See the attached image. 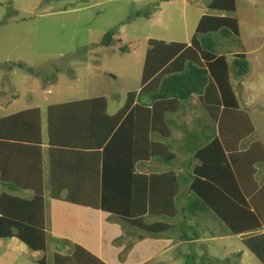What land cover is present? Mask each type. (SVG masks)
Masks as SVG:
<instances>
[{
  "label": "trees",
  "instance_id": "16d2710c",
  "mask_svg": "<svg viewBox=\"0 0 264 264\" xmlns=\"http://www.w3.org/2000/svg\"><path fill=\"white\" fill-rule=\"evenodd\" d=\"M207 9L189 45L149 40L141 85L127 93L114 114L107 113L104 95L48 105V135L58 148L50 157L47 181L40 144L41 108L0 115V184L5 188L0 193V238L17 236L34 251L45 250L48 239H55L45 223L48 182L51 200L60 211L66 204L90 207L96 214L104 211L145 236L172 231L173 238L192 235L196 239L201 234L199 220L181 234L176 223L149 220L159 214L157 210L166 212L161 215L165 218L181 212L190 220L212 213L230 233L247 232L244 243L264 264V232L254 233L264 226V181L256 179V166L264 163V146L257 139L241 147L255 127L248 111L238 107L230 82V72L244 75L249 61L242 52L230 64L225 52L218 55L222 43L210 36L217 32L239 35L236 17L228 15L235 12L236 0H211ZM114 37V31L107 32L101 47L111 46ZM193 95L205 110L195 118L196 128L204 126L210 135L205 137L200 134L204 130H195L187 136L198 141L187 160L188 164L195 162L192 174L179 177L172 169L166 173H157L155 168L146 171L139 163L149 157L173 163L170 144L151 135L168 137L169 123L176 122L171 115L185 113ZM206 119L209 123L204 125ZM70 145L79 147V151L73 150L78 157L67 160L59 156L60 152L68 153L62 148ZM97 220L91 224L92 231L99 229ZM53 257V264H67L71 258L60 252H54ZM43 260L40 263L45 264Z\"/></svg>",
  "mask_w": 264,
  "mask_h": 264
},
{
  "label": "rangeland",
  "instance_id": "374dc122",
  "mask_svg": "<svg viewBox=\"0 0 264 264\" xmlns=\"http://www.w3.org/2000/svg\"><path fill=\"white\" fill-rule=\"evenodd\" d=\"M210 1L0 0V115L39 107L45 126L49 104L82 94L104 95L107 113L114 114L124 104L127 93L141 85L149 40L190 42L200 15L208 12ZM228 15L236 17L239 35L217 32L210 36L216 43H222L218 48L221 53L239 48L237 41L248 51L249 72L231 79L241 94L240 105L247 109L255 127L241 147L246 148L257 139L264 146V0H236L235 12ZM109 31H114L116 40L108 48L101 47L100 42ZM241 80L244 92L239 86ZM12 93H19L18 97L13 98ZM199 107L204 114L203 107L200 104ZM256 167V179L262 182L264 163ZM174 221L177 233L181 234L180 224L189 222V218L178 217ZM189 223L198 224V220L194 218ZM206 223L212 230L206 231L205 226L198 240L189 235L176 246L165 248L162 241V237L168 240L174 236L172 231L160 234L162 237H150L153 240L148 238L155 243L150 251L167 250L157 258L148 255L146 263L225 264L229 258L230 264H263L246 248L242 237L230 233L213 214ZM127 230L131 246L127 241H119L126 245L121 257L140 241L148 249L147 241L137 240L143 234L140 229L128 226ZM132 231L137 233L133 235ZM6 243L0 241V264H37L34 259L44 254L51 261L50 245L46 253L21 254ZM141 244L138 247L144 248ZM60 249L64 248L60 245ZM239 251L244 253L241 262L235 256Z\"/></svg>",
  "mask_w": 264,
  "mask_h": 264
},
{
  "label": "crops",
  "instance_id": "0c3cea01",
  "mask_svg": "<svg viewBox=\"0 0 264 264\" xmlns=\"http://www.w3.org/2000/svg\"><path fill=\"white\" fill-rule=\"evenodd\" d=\"M208 11V10H207ZM206 13L203 11V13L200 15L199 20L201 16ZM198 20V22H199ZM197 22V23H198ZM197 26V25H196ZM159 39V38H156ZM167 41V40H166ZM189 45V42H188ZM151 46V45H149ZM245 45L239 46V48H236L235 50H231V52L226 51L225 54L231 55V57H228V61L230 64L233 63L234 58L236 57L237 53H246L248 54V51L246 48H244ZM243 47V48H242ZM186 50V49H185ZM187 50H190L189 48ZM186 50V51H187ZM185 51V52H186ZM223 54L221 52L218 53V55ZM189 58L190 56H186ZM105 58V57H104ZM195 59V56L192 57ZM180 65V63H179ZM222 70H224L223 67H221ZM231 69V68H230ZM221 70L220 73L223 71ZM249 72V70H248ZM247 72V73H248ZM245 73V74H247ZM244 74V75H245ZM242 75V76H244ZM235 76L233 72H230V82L232 86V90L235 93V96L237 98L238 102V107L241 109V99H240V92L237 90L235 83L232 82V78ZM239 76V77H242ZM35 78H38V76L35 74ZM254 78V76H252ZM58 83V82H57ZM239 86L242 87V92H244V84L243 80L239 81ZM140 87V86H139ZM14 94V93H12ZM19 94V93H18ZM18 94H14L13 98H17ZM100 96L99 94H95L91 97H86L84 94L79 95L77 98H72V99H67L66 101H62L67 103V102H72L76 100H81L82 98H92V97H97ZM198 97L196 95H193L190 100V104L188 105L187 109L184 110L185 113H178L177 116L171 115L175 120V125H169L171 126L170 133L168 137H165L164 135L162 136H152L154 140H161L165 141L168 144H170V147L172 149V152L175 154V158L172 164H168L165 161L161 160L158 161L154 157H149L148 160L145 162L139 163L142 164L144 169L146 171H149L151 169L156 170L157 173H166L170 171L171 169L176 172L177 175L186 177V174L189 172L192 174L193 172V166L195 162L193 163H187V160L189 159L191 153H193V150L195 149L197 145V139L194 137L188 138V134L190 132H193L195 130H204V133L201 132L200 134L208 137L210 135V130L209 129H202V127L196 128V123L194 122L195 118L198 117L199 115H202V110L199 107V102H198ZM197 101L195 104L194 102ZM58 103V102H56ZM199 108L200 111H197L196 108ZM243 109V108H242ZM23 110V109H21ZM247 110V109H246ZM19 111V110H18ZM17 112V111H16ZM15 113V112H14ZM42 113V112H41ZM8 115V114H3ZM41 127H42V138H41V147H42V157H43V169H44V178L47 181L49 177V167H50V157L53 153V149L58 148L55 147L49 138V131H48V126H47V112H46V125L44 126L43 120L44 116L42 113L41 117ZM209 123V121L206 119L204 121V125ZM78 146V144H77ZM76 145H70L68 146H63L62 149H65L68 153L66 152H60L59 156L62 155L67 157V160H73L76 156L78 157L77 154H79L77 151H79V147ZM198 146V145H197ZM73 150H77L74 151ZM77 152V154H75ZM61 159V157H60ZM75 167V166H74ZM189 176V175H187ZM190 179V178H189ZM166 181V180H165ZM45 198H46V204H45V223H46V230L49 235L54 234L55 239L49 238L47 242V247L45 250L42 251H34L32 250L25 242H23L21 239H19L17 236H13L11 238H0V241L3 243L7 241L5 244L8 248L11 247L12 249H15L16 252H19L21 254H30L34 253L37 254V252H47L49 245L51 249L53 250L52 252V258L51 261L48 260L46 254L41 256L38 259H34V262L37 264H42L40 263L43 262L45 259V264H53V255L54 252H60L63 254H68L71 256L70 260L67 262L70 264H144L148 263V260L146 259L147 256L149 255L150 258H157L160 256V254H164L167 249H163L161 252L158 251H150L152 247L155 246V243H152L150 240L152 236L154 237H162L160 236H155V235H144L140 234L139 239L137 240H142L144 239L145 242L147 241L148 243V249L147 245L144 244V241H140L139 243H136L133 248L128 249V254L124 257H121V253L123 250H125L126 245L125 244H119L120 240L127 241L128 244L130 245V241L127 240L128 237V230L127 227L130 225H127L122 219L118 217H114L109 215L108 213L104 211H99L98 214L94 213V210L91 209L90 207L82 206V205H73V204H66L64 205V208L61 209V211L57 208L56 203H53L51 200V193H50V188H49V183L45 182ZM184 191L185 187L183 186ZM5 188L0 184V193L4 191ZM66 192H63V195H65ZM183 200V205L185 202L186 205V199L182 197ZM50 203V204H49ZM159 214L149 217V220H154V219H162L167 221L168 223H175L174 219L175 218H180V217H188L185 214L179 212L177 215L174 216V218H165L164 216H161L162 214H166L164 211H159ZM96 216H98L93 221V223H89L92 221ZM148 216V214H146ZM212 217V214L209 213H201L199 214L198 217H195V219L199 220L200 222L202 221L203 227L200 228V231L202 232L204 227L206 226L207 230H212L209 229V224L206 223L207 221H210ZM189 218V217H188ZM96 220L98 221L99 224V229L98 231H92L91 224H95ZM59 222V223H57ZM189 222H191L189 218ZM189 222H183L180 225L182 226L181 228L183 231H188L189 228ZM259 232H264V226L261 229L255 230L254 233H259ZM137 232L132 231L131 234L135 235ZM253 233V232H252ZM248 233L243 232L239 233L237 235L242 237L243 243H244V238L246 237ZM141 235H144L145 237H142ZM211 235V231H209V234ZM207 235V236H208ZM125 237V238H124ZM151 237V238H150ZM214 237V235H213ZM212 237V238H213ZM148 238L150 240H148ZM164 237H162V241L166 245L165 248L171 247V246H176L178 244H181L182 242L179 241H184L185 238H177L175 240L172 236L168 240H164ZM156 239V238H155ZM195 239V238H194ZM198 240V238H196ZM208 239V238H207ZM211 238H209L210 240ZM161 240V239H160ZM159 240L158 244L161 245L162 242ZM172 240V241H171ZM193 240V241H197ZM142 242L141 245H144L143 247H138V245ZM60 245L64 248L63 250L60 249ZM154 245V246H153ZM157 245V244H156ZM246 246V244L244 243ZM131 246V245H130ZM162 246V245H161ZM247 249H249L246 246ZM250 250V249H249ZM251 251V250H250ZM158 252V253H157ZM242 254L240 256H236L238 258L239 262H241L242 256L244 255L243 251H239ZM252 252V251H251ZM238 253V252H237ZM236 253V254H237ZM253 253V252H252ZM259 260L260 258L257 256V254L253 253ZM149 258V259H150ZM229 261V258L227 259ZM228 261L225 262V264H230L227 263ZM261 261V260H260ZM262 262V261H261ZM146 263V264H147ZM235 264V263H234Z\"/></svg>",
  "mask_w": 264,
  "mask_h": 264
}]
</instances>
